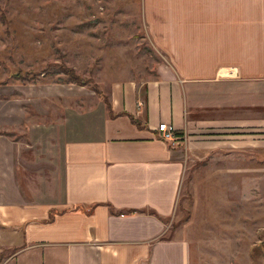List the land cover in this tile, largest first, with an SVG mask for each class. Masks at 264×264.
Returning a JSON list of instances; mask_svg holds the SVG:
<instances>
[{"label": "crops", "instance_id": "obj_1", "mask_svg": "<svg viewBox=\"0 0 264 264\" xmlns=\"http://www.w3.org/2000/svg\"><path fill=\"white\" fill-rule=\"evenodd\" d=\"M142 17L166 61L112 87L113 113L126 115L100 103L57 134L52 122L31 129L29 144L0 134V264H198L185 227L167 238L189 162L262 186L264 0H142Z\"/></svg>", "mask_w": 264, "mask_h": 264}, {"label": "rangeland", "instance_id": "obj_2", "mask_svg": "<svg viewBox=\"0 0 264 264\" xmlns=\"http://www.w3.org/2000/svg\"><path fill=\"white\" fill-rule=\"evenodd\" d=\"M165 61L146 34L142 0H0V134L29 144L31 129L51 122L57 134L77 111L107 109L115 84L153 79ZM205 166L189 162L167 238L185 227L198 264H264L255 223L260 212L264 220V177L228 186Z\"/></svg>", "mask_w": 264, "mask_h": 264}, {"label": "built area", "instance_id": "obj_3", "mask_svg": "<svg viewBox=\"0 0 264 264\" xmlns=\"http://www.w3.org/2000/svg\"><path fill=\"white\" fill-rule=\"evenodd\" d=\"M158 132L160 133V138L171 145L175 146L178 145L180 139L176 134V130L173 126L167 123H161L158 126ZM2 254V250L0 249V255Z\"/></svg>", "mask_w": 264, "mask_h": 264}, {"label": "trees", "instance_id": "obj_4", "mask_svg": "<svg viewBox=\"0 0 264 264\" xmlns=\"http://www.w3.org/2000/svg\"><path fill=\"white\" fill-rule=\"evenodd\" d=\"M61 66H62V65H61ZM62 68H63V72L66 71L67 73H70V71H69L68 69H65V67H62ZM66 72H65V73H66ZM67 73H66V74H67ZM18 75H21V76H22V74H18ZM29 75H30V72L25 73V76H29ZM67 75H68V74H67ZM21 76H20V77H21ZM69 77L73 79L72 76L69 75ZM73 80L77 81L76 79H73ZM107 110H108L110 116H111V117H114V118L117 117V116L126 115V113H119V114L115 115V114L113 113V109H112V104H111V103H108V104H107ZM131 119H132V118H131ZM132 120H133V119H132ZM133 122L136 123V121H134V120H133ZM137 125H138V123H137ZM132 213H134V211H130V212H129V214H132ZM121 214H122V213H119V215H121ZM4 258H5V256H4V255H1V256H0V262H2V260H3Z\"/></svg>", "mask_w": 264, "mask_h": 264}]
</instances>
